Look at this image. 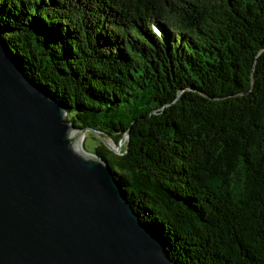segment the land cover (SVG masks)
<instances>
[{"label": "trees", "instance_id": "16d2710c", "mask_svg": "<svg viewBox=\"0 0 264 264\" xmlns=\"http://www.w3.org/2000/svg\"><path fill=\"white\" fill-rule=\"evenodd\" d=\"M0 33L66 122L124 145L84 150L174 264H264V0H0Z\"/></svg>", "mask_w": 264, "mask_h": 264}, {"label": "water", "instance_id": "95a60500", "mask_svg": "<svg viewBox=\"0 0 264 264\" xmlns=\"http://www.w3.org/2000/svg\"><path fill=\"white\" fill-rule=\"evenodd\" d=\"M0 33V264H174Z\"/></svg>", "mask_w": 264, "mask_h": 264}, {"label": "rangeland", "instance_id": "374dc122", "mask_svg": "<svg viewBox=\"0 0 264 264\" xmlns=\"http://www.w3.org/2000/svg\"><path fill=\"white\" fill-rule=\"evenodd\" d=\"M82 137H83V139H82V142H81V149L83 150V152H86L87 151V152H90L91 153L101 143L100 138L98 137V135L95 134V133H93V132H90V131L83 133V136ZM108 143L110 145V150L114 154H119L120 153V149H123L124 148V145L123 144H121V147H120L119 145L116 146L110 140H108ZM83 146H84V148H83Z\"/></svg>", "mask_w": 264, "mask_h": 264}, {"label": "bare ground", "instance_id": "6f19581e", "mask_svg": "<svg viewBox=\"0 0 264 264\" xmlns=\"http://www.w3.org/2000/svg\"><path fill=\"white\" fill-rule=\"evenodd\" d=\"M76 133H77V135H78V137H77V141H76V143H75V149H76V151L78 152V153H80V154H82V155H86V153L85 152H83V150L81 149V142H82V139H83V133H81V132H79V131H77V130H74Z\"/></svg>", "mask_w": 264, "mask_h": 264}]
</instances>
